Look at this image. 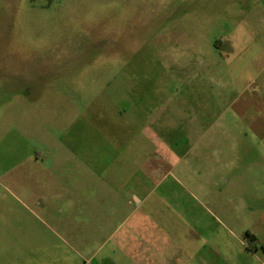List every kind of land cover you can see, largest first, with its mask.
Segmentation results:
<instances>
[{"label":"rangeland","instance_id":"obj_1","mask_svg":"<svg viewBox=\"0 0 264 264\" xmlns=\"http://www.w3.org/2000/svg\"><path fill=\"white\" fill-rule=\"evenodd\" d=\"M124 143L182 159L168 188L205 206L202 253L264 264V0H0V264L81 251L69 173L117 189Z\"/></svg>","mask_w":264,"mask_h":264},{"label":"crops","instance_id":"obj_2","mask_svg":"<svg viewBox=\"0 0 264 264\" xmlns=\"http://www.w3.org/2000/svg\"><path fill=\"white\" fill-rule=\"evenodd\" d=\"M112 145L110 148H117L118 155L124 157L120 162L121 185L116 189V185L109 181L103 183L101 190L88 192L80 188V180L100 179L99 173L93 168L90 178L77 168L74 173H69L75 176L70 179L71 199L65 204L70 213L76 214L78 226L67 223L63 226L70 229L73 244L81 246V251L71 247L74 251L52 259V264H221L224 261L239 264L238 254L212 251L208 256L201 252L198 245L200 229H208V223L201 217L205 206L201 205L200 198H194L191 203L189 200L181 202L187 195L192 197L188 189L178 194L168 188L170 179L175 180L174 176L179 174L178 168L183 164L173 149L157 143L144 159L139 144ZM138 162L137 169L135 164ZM148 166L147 179L143 172ZM67 174L56 175L62 180ZM148 185L150 189L146 188ZM80 196L87 197L86 202L80 200ZM215 226L210 227L213 229ZM90 229L98 235L92 241L84 238ZM223 229L210 231V238L220 245L226 239L229 244L231 238L236 240L231 242L234 245L239 242L232 232H223ZM27 261L33 262L32 259Z\"/></svg>","mask_w":264,"mask_h":264},{"label":"trees","instance_id":"obj_3","mask_svg":"<svg viewBox=\"0 0 264 264\" xmlns=\"http://www.w3.org/2000/svg\"><path fill=\"white\" fill-rule=\"evenodd\" d=\"M245 238L248 243L247 248L250 249L252 252H256V250L258 249V246H256L257 236L253 232L247 231Z\"/></svg>","mask_w":264,"mask_h":264}]
</instances>
